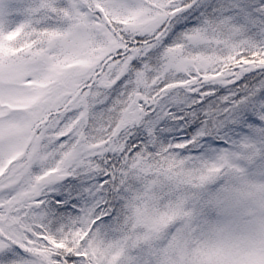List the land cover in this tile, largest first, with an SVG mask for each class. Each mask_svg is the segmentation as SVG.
Here are the masks:
<instances>
[{
  "label": "snow or ice",
  "instance_id": "1",
  "mask_svg": "<svg viewBox=\"0 0 264 264\" xmlns=\"http://www.w3.org/2000/svg\"><path fill=\"white\" fill-rule=\"evenodd\" d=\"M0 264H264V0H0Z\"/></svg>",
  "mask_w": 264,
  "mask_h": 264
}]
</instances>
